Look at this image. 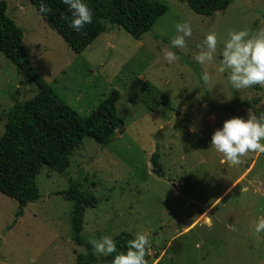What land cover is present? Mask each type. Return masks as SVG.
<instances>
[{"label":"rangeland","instance_id":"rangeland-1","mask_svg":"<svg viewBox=\"0 0 264 264\" xmlns=\"http://www.w3.org/2000/svg\"><path fill=\"white\" fill-rule=\"evenodd\" d=\"M0 1L23 30L31 63L51 88L82 116L117 90L123 123L108 145L85 138L66 172L44 166L36 178L40 197L20 218L17 201L0 192V264H78L87 249L73 241V202L61 195L71 182L96 199L84 214L87 241L141 231L152 238L148 264H264V233L249 228L250 221L264 216V154L248 155L234 167L209 148L211 134L224 120L245 117L246 110L264 112V88L234 90L227 71H217L229 31L264 28V0H233L210 17L179 0H154L167 11L151 31L135 38L107 23L109 31L82 53L74 52L28 0ZM183 22L191 25L192 36L184 49H169L179 59L168 64L162 49L176 34L175 24ZM209 32L217 34V52L201 65L194 56ZM203 71L210 75L206 86L199 79ZM149 83L165 103L156 111L137 99ZM38 92L0 50V137L11 108ZM157 144L160 175L150 165Z\"/></svg>","mask_w":264,"mask_h":264},{"label":"trees","instance_id":"trees-1","mask_svg":"<svg viewBox=\"0 0 264 264\" xmlns=\"http://www.w3.org/2000/svg\"><path fill=\"white\" fill-rule=\"evenodd\" d=\"M28 1L38 11L39 0ZM179 1L187 3L196 14L206 17L226 10L233 2ZM45 2L51 11L42 15L43 18L76 53L84 52L101 34L108 32L107 23L112 28L123 27L135 38H140L151 31L167 11L166 5L154 0H87L94 13L93 21L81 35L67 27L62 18L67 15V10L59 0ZM0 50L39 88L36 96L25 103H16L7 113L5 133L0 137V192L17 201V219L23 216L24 208L30 202L40 197L36 178L44 166L59 173L66 172L71 154L85 138L104 146L109 144L122 122L116 110L120 93L114 90L89 116L80 115L33 67L23 44V30L8 16L5 1H0ZM137 99L149 111L165 105L160 98V90L150 83L137 93ZM61 195L73 202L70 217L73 241L87 249L86 254L78 256V264H111V255L103 258L93 256L89 241L82 237L84 214L87 208L94 207V196L83 192L78 182H71ZM114 238L118 249L125 251L132 235L122 232ZM149 257L148 251L146 260Z\"/></svg>","mask_w":264,"mask_h":264},{"label":"clouds","instance_id":"clouds-1","mask_svg":"<svg viewBox=\"0 0 264 264\" xmlns=\"http://www.w3.org/2000/svg\"><path fill=\"white\" fill-rule=\"evenodd\" d=\"M66 7L64 19L68 28L77 34H84V29L93 21V11L88 7L87 0H59ZM51 8L45 0H39L38 12L47 15ZM175 35L169 38L168 47L162 49L163 58L171 64L179 59L175 48L186 47V39L192 36L189 23H176ZM218 37L215 32L207 33L201 44L197 45L194 60L198 64L212 62L217 52ZM220 66L217 71L225 73L226 79L234 90L248 89L253 86L264 88V28L250 33L247 29L229 31L223 40L220 50ZM203 85H207L210 75L203 71L199 76ZM191 133L197 131L196 125L189 128ZM209 148L221 154V163L239 166L243 158L255 154H264V112L258 114L246 110L245 117L233 116L222 122L210 137ZM231 189H229L230 191ZM247 190V189H245ZM249 228L256 234L264 233V216H257L249 222ZM236 231L235 228H232ZM93 256L103 258L112 256L111 264H148L146 255L152 247V238L141 231L132 233V238L126 243V250L120 251L113 235H103L99 239L89 241ZM115 254V255H113Z\"/></svg>","mask_w":264,"mask_h":264},{"label":"water","instance_id":"water-1","mask_svg":"<svg viewBox=\"0 0 264 264\" xmlns=\"http://www.w3.org/2000/svg\"><path fill=\"white\" fill-rule=\"evenodd\" d=\"M122 131H123V123L121 122L120 127L118 129V133H122ZM158 153H159V144L156 145L155 152L150 159L152 172L155 173L156 175H160V173L162 172V170L159 168L157 163Z\"/></svg>","mask_w":264,"mask_h":264}]
</instances>
